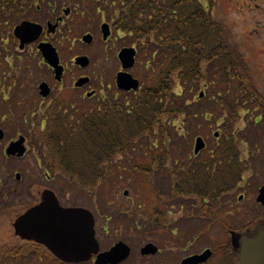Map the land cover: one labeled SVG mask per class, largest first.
<instances>
[{
  "label": "trees",
  "instance_id": "trees-1",
  "mask_svg": "<svg viewBox=\"0 0 264 264\" xmlns=\"http://www.w3.org/2000/svg\"><path fill=\"white\" fill-rule=\"evenodd\" d=\"M16 1L0 4V32L16 22L17 15L6 17ZM53 2L56 8L87 4L105 13L121 42L136 48L143 86L136 93L107 92L94 105L86 102L74 121L50 120L38 131L32 144L44 155L48 174L63 177L68 187L91 196L101 193L113 171L123 168L146 178L180 177L176 196L186 215H194V197L210 192L199 187L206 182L194 178L240 177L242 170H249V163L244 168L239 163L240 146L248 139L236 126L243 113L250 117V112L262 110L254 121L264 116V96L254 86L224 19L208 12L215 0H58V6ZM202 125L221 130L209 154L178 161L186 159L187 148L176 154V140L194 137ZM145 182L154 185L153 180ZM152 190L160 198L159 189ZM219 194L217 190L214 197ZM128 217L139 222L134 213Z\"/></svg>",
  "mask_w": 264,
  "mask_h": 264
},
{
  "label": "flooded vegetation",
  "instance_id": "flooded-vegetation-1",
  "mask_svg": "<svg viewBox=\"0 0 264 264\" xmlns=\"http://www.w3.org/2000/svg\"><path fill=\"white\" fill-rule=\"evenodd\" d=\"M52 1L17 0V6L16 8L14 7L15 10L6 15L7 19H10L12 14L13 16L17 15L18 20L15 25L7 26V32L0 35V86H2V91L4 90L8 94L9 92L14 93L13 88L20 80L22 69L34 67L36 57L39 55L37 51V45L39 43L51 42L53 35L59 33L61 27L66 22H70V18L71 21L75 16L83 18V12L76 13L75 9L68 6L64 9L62 8L59 13L56 12L54 15ZM4 2L5 0H0V4ZM66 9L69 11L65 14L64 10ZM97 16L99 18V25L103 23L109 24L107 18L103 16V13ZM53 19L54 22H52ZM57 19H59L58 28L52 34L48 31L47 26L48 24L55 23ZM22 22L39 24L43 29L38 41L25 44L20 48V41L13 36V29ZM10 28H12L11 33L8 32ZM110 31L112 34L111 26ZM98 33L99 35L93 36V38L96 43L101 45L106 44L111 38L104 41L100 31ZM81 56L85 55L77 54L70 60L72 70L67 68L66 63L61 61L59 56L60 65L63 67L59 82L54 78L53 69L44 64L49 72V78L39 84L45 83L47 85L49 95L43 98L39 96L37 90L39 97V101L37 102L40 104L39 106L37 105L38 111L34 106L33 112L31 113L32 117L39 119V131H42V128L50 120L55 122L64 119H67L69 122L74 121L75 117L79 115L80 110L85 109L84 104L86 102L88 105H94L97 99L95 98L96 86H94L91 78L86 75L85 68H80L74 63V59ZM81 78H87L88 82L82 86H77V81ZM1 100L4 102L5 97L3 96ZM35 109L36 111H34ZM3 118H1L2 121ZM0 129L3 131L1 127ZM25 132L27 134L28 130ZM4 138L5 135L0 140V145H2L0 148V167L5 161L9 163V161L16 160L17 155L12 150L7 151L8 154H6L3 146ZM254 173L257 179V186L251 198L255 207L252 216H247L244 210L245 195L243 192V176L197 177L194 179L206 182V185H200L199 187L206 188L210 192L202 199H193L195 201V207L193 209L197 213L194 212V215L191 216L193 219L192 223H183L181 219L188 221V217L185 218V214L180 216L182 214L181 211L185 207L182 206L180 197L176 196L178 189L181 187L179 185L181 179L180 177L167 176L166 181L169 184L171 181L172 183L170 186H167L168 188L166 187L168 191L160 193V197H163V200L159 202H163L168 210L164 212L163 209L156 211L152 209L147 215L151 222L133 225L136 226L137 230L141 231L143 237L141 240H134L123 235L121 230L116 229L115 224L109 223L113 215L102 219V224L99 223L97 217H94V231L98 249L87 260L80 262L60 261L44 246L34 241L22 240L15 234L14 223L24 212L37 206L41 202L42 193L46 190L43 189L37 197H32L31 194L32 201L24 204L25 209L14 218L12 223L14 245L3 244L0 247V264H97L96 262L100 260L102 254L107 253L118 244H123L128 249L129 254L126 258L114 264H183L185 260L196 257L199 258L197 264H239L232 246L233 236L236 233L242 234L246 231H251L255 226L264 221V204L257 200L260 189L264 185V159H261L256 164ZM16 174L14 175L15 181L17 180ZM214 180L227 182L228 185H213ZM30 189L31 186L29 187ZM217 190L220 191V194L219 197L215 198L214 195ZM16 191V186L7 187V185H4L0 187V213H6L9 209L13 210L16 206L24 203L18 202V198L16 197L18 193ZM199 204L202 205L200 206ZM71 207L75 206H67L64 208ZM152 212L157 214L156 217L152 216ZM158 216H161L160 223H155ZM108 228L113 230L112 238L110 239L108 238ZM182 231L185 232L183 235ZM241 245V239L237 238L236 247L238 250L241 248ZM22 258L25 260L21 261Z\"/></svg>",
  "mask_w": 264,
  "mask_h": 264
},
{
  "label": "rangeland",
  "instance_id": "rangeland-1",
  "mask_svg": "<svg viewBox=\"0 0 264 264\" xmlns=\"http://www.w3.org/2000/svg\"><path fill=\"white\" fill-rule=\"evenodd\" d=\"M56 1L58 6V0ZM67 6V4H64V7L58 6L57 8L61 11L62 8L64 9ZM57 8L52 1L54 15L56 12L59 13ZM73 9L76 10V13H84L83 18L77 20V22L88 21L87 26H81L77 22L69 25L66 22L59 33L53 35L51 43L56 48L61 61L65 62L70 70H72L70 60L75 55L84 54L88 57L90 63L85 68L86 71H84L91 78V81L94 82V86H96V97L107 92L113 93L115 90L114 76L116 72L120 71L116 55L120 49L129 46L125 42H121L119 33H113L110 40L104 45L96 43L95 39L91 45H85L81 42V37L84 33H91L93 36L99 35V18L95 10L96 17L94 16L93 9L87 4L74 5ZM208 12L214 17L224 19L232 38L237 43L251 71L254 86L264 96V0H215V6H209ZM69 21H71V18ZM52 22H54V19ZM66 28L68 30H65ZM11 29L8 32L11 33ZM6 32L7 27H4L0 35ZM137 65L138 59L136 58V67L129 70V72L135 78L142 79V72L139 71ZM67 73L69 72L67 71ZM48 78L49 72L38 55L34 67L22 69L20 80L13 88L14 93H6L4 90L2 91V86H0V127L5 133L3 144L5 152L8 154L7 151L14 150V144L19 136L25 139L24 146L26 147V153L23 157H16V160L9 161V163L5 161L0 167V187L4 185H7V187L16 186L18 202H24L13 210L9 209L6 213H0V247L3 244L14 245L12 237L14 218L25 209L24 204L32 201L31 194L32 197H37L43 189H49L56 196L58 195L60 204L63 207L79 206L90 210L94 217H97L100 224L103 223L102 219L109 217L110 214L114 215V213L121 211L122 215L120 218L116 220L111 218L109 223L115 224L116 229L121 230L123 235L134 240H141L143 238L141 231L137 230L136 226H133L134 224L124 214L134 213L139 217L137 225H141L145 223L146 213L151 212L152 209L160 208L164 212L168 210L163 202H159L151 194L147 182H145L147 178L129 173L126 171L127 168L119 169L118 171H113L110 179L101 186V193L91 196L84 193L81 194L70 186L68 187L66 180L57 174H50L47 179L43 170L39 168L42 162L40 153L30 147L31 141L28 136H30L29 133H37L39 130V119L32 117L31 113L33 112V107L37 108V105L39 106L40 104L37 102L39 101L37 85ZM3 96L5 97L4 102L1 100ZM260 111L263 112L262 110L250 112V117H248V114L243 113L236 126V130L241 132L239 134H246V139H248L243 141L240 146L243 151L242 159L244 164L249 163L250 165V171L244 175L243 189L245 195L243 205L247 216H252L255 211L253 200H251L257 186L254 167L256 163L258 164L261 159H264V116L254 122V117L261 114ZM2 117H4L3 121L1 120ZM201 127L197 136L205 140L209 149L212 146V141H214L212 135L215 132L220 133L221 130L209 125H202ZM16 128L17 130L15 131ZM26 130L29 133L26 134ZM178 133L181 135V130H178ZM248 135L255 138L256 144L249 140L250 137ZM195 138L192 135L191 138L182 142L179 140L180 138L176 140L177 144L174 145L177 147L176 154L180 153L179 151L182 148H187L186 159L178 158V161L183 162L187 158H193L192 150ZM206 154L209 153L203 152L201 156L204 157ZM258 157L259 159L257 160ZM138 161L141 162L142 160L138 159ZM15 173L20 174L19 181H15ZM111 181L114 183L111 184ZM153 184L154 188H159L161 191H166V187L171 185V183L169 184L166 181L164 175L154 177ZM30 186L31 189L29 190ZM125 192L126 195L124 194ZM181 213L180 216L186 214L184 210ZM192 220V217L189 216L188 221L181 219V222L192 223ZM107 230L110 235V237L108 235V238L110 239L112 238L113 230L111 228ZM184 233L182 231V235Z\"/></svg>",
  "mask_w": 264,
  "mask_h": 264
},
{
  "label": "water",
  "instance_id": "water-1",
  "mask_svg": "<svg viewBox=\"0 0 264 264\" xmlns=\"http://www.w3.org/2000/svg\"><path fill=\"white\" fill-rule=\"evenodd\" d=\"M68 12V11H67ZM58 21L48 24V31L54 32ZM103 39L110 35L108 25L100 27ZM42 32V27L38 24L23 22L14 28L13 34L20 41V48L25 44L36 41ZM92 36L87 34L82 37L86 44L92 43ZM38 50L48 66L54 70L55 79L60 80L62 67L56 49L50 43H41ZM136 51L134 48H123L118 53V60L123 70H128L134 66ZM89 61L86 57L76 59V64L86 67ZM88 82L87 78L79 79L77 86H82ZM117 89L122 91H136L138 81L131 74L122 71L118 72L115 78ZM39 94L42 97L49 95L46 84H41ZM3 133L0 131V139ZM217 136V134H215ZM205 148L202 138L195 140L193 153L197 155ZM13 152L18 157L25 153L23 138L14 144ZM17 180L19 175L17 174ZM126 195V192L124 193ZM258 202L264 204V186L260 190ZM16 235L20 238L34 241L44 246L54 257L63 262H80L87 260L98 249L94 235V220L89 211L83 208H62L55 194L50 190H45L41 196V202L26 211L14 223ZM242 241L241 248L236 247V239ZM232 246L237 255L239 264H264V221L258 224L252 231L243 234H235L232 238ZM143 252V251H142ZM128 249L123 244H118L109 252L102 254L97 264H114L128 256ZM199 258H189L183 264H197Z\"/></svg>",
  "mask_w": 264,
  "mask_h": 264
}]
</instances>
